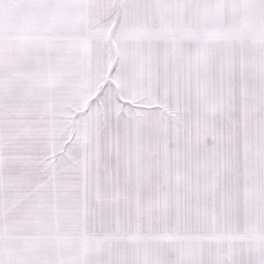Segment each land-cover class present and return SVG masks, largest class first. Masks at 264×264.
I'll list each match as a JSON object with an SVG mask.
<instances>
[{
	"label": "snow or ice",
	"instance_id": "1",
	"mask_svg": "<svg viewBox=\"0 0 264 264\" xmlns=\"http://www.w3.org/2000/svg\"><path fill=\"white\" fill-rule=\"evenodd\" d=\"M0 264H264V0H0Z\"/></svg>",
	"mask_w": 264,
	"mask_h": 264
}]
</instances>
